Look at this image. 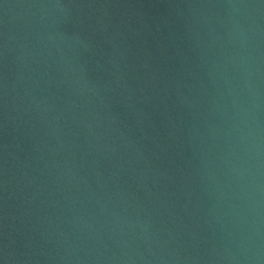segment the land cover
<instances>
[{
  "label": "water",
  "instance_id": "95a60500",
  "mask_svg": "<svg viewBox=\"0 0 264 264\" xmlns=\"http://www.w3.org/2000/svg\"><path fill=\"white\" fill-rule=\"evenodd\" d=\"M0 264H264V0H0Z\"/></svg>",
  "mask_w": 264,
  "mask_h": 264
}]
</instances>
